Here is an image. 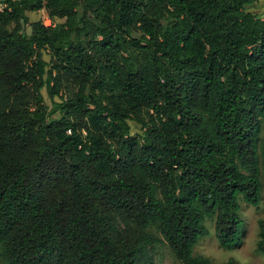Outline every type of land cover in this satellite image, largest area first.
<instances>
[{"label":"trees","instance_id":"trees-1","mask_svg":"<svg viewBox=\"0 0 264 264\" xmlns=\"http://www.w3.org/2000/svg\"><path fill=\"white\" fill-rule=\"evenodd\" d=\"M259 1L0 0L1 263L148 264L164 245L212 264L193 254L212 218L221 249L242 243L264 176ZM41 10L63 22L29 23Z\"/></svg>","mask_w":264,"mask_h":264},{"label":"rangeland","instance_id":"rangeland-1","mask_svg":"<svg viewBox=\"0 0 264 264\" xmlns=\"http://www.w3.org/2000/svg\"><path fill=\"white\" fill-rule=\"evenodd\" d=\"M246 12H249L257 17L264 15V1H259L245 7ZM28 22L40 21L44 25H59L63 20H49L45 11L41 10L35 13H27ZM24 30L27 34L30 33V28L24 25ZM44 59L48 57L44 54ZM46 97L45 93L42 92ZM47 104L48 99L46 98ZM130 135L140 134L139 127L133 123H129ZM261 201L258 207L254 208L240 202V216L243 221V236L242 243L233 250L226 251L219 247L213 231L214 218L205 221L207 235L200 238L194 247L193 254L201 256L209 260L212 264H224L230 259H233L237 264H264V255L256 249L258 241V221L264 220V176L261 174ZM150 261L148 264H177L175 258L164 245H156L149 253ZM0 264H3L0 262Z\"/></svg>","mask_w":264,"mask_h":264}]
</instances>
